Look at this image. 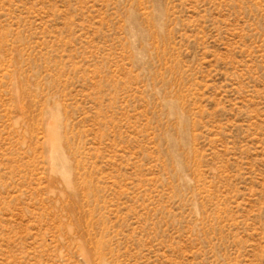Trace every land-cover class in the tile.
Instances as JSON below:
<instances>
[{
  "label": "rangeland",
  "instance_id": "rangeland-1",
  "mask_svg": "<svg viewBox=\"0 0 264 264\" xmlns=\"http://www.w3.org/2000/svg\"><path fill=\"white\" fill-rule=\"evenodd\" d=\"M0 264H264V0H0Z\"/></svg>",
  "mask_w": 264,
  "mask_h": 264
}]
</instances>
